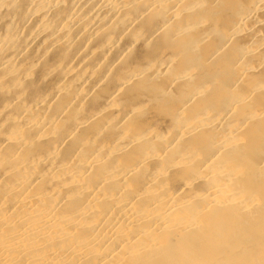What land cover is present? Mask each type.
I'll return each mask as SVG.
<instances>
[{
	"label": "bare ground",
	"instance_id": "1",
	"mask_svg": "<svg viewBox=\"0 0 264 264\" xmlns=\"http://www.w3.org/2000/svg\"><path fill=\"white\" fill-rule=\"evenodd\" d=\"M0 264H264V0H0Z\"/></svg>",
	"mask_w": 264,
	"mask_h": 264
}]
</instances>
